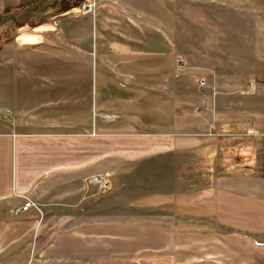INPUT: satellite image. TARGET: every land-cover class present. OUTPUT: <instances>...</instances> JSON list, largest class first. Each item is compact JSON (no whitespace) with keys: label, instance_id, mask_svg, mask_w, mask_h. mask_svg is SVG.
<instances>
[{"label":"crops","instance_id":"0c3cea01","mask_svg":"<svg viewBox=\"0 0 264 264\" xmlns=\"http://www.w3.org/2000/svg\"><path fill=\"white\" fill-rule=\"evenodd\" d=\"M4 1L0 264H264V0L198 2L191 33L156 0Z\"/></svg>","mask_w":264,"mask_h":264},{"label":"rangeland","instance_id":"374dc122","mask_svg":"<svg viewBox=\"0 0 264 264\" xmlns=\"http://www.w3.org/2000/svg\"><path fill=\"white\" fill-rule=\"evenodd\" d=\"M203 0H189V5H185L184 3L180 2L179 0L177 2H174V0H156L157 3V10H159L160 12V8L162 7L164 12H165V5H168L169 7H172V13L170 14V20H172V22H175L176 26L180 27L178 29L179 32H181L182 30H187L189 31V33H191V30L195 29L198 27V20H200V13H201V8H198V2H202ZM38 2V3H37ZM47 1L45 0H34L30 3H27L26 5H23V7H26L24 10H33L36 8V6L38 7H42L43 5L45 6L46 10L49 9L50 12H52V8L49 5H46ZM205 2H202V4H204ZM6 1L2 2V0H0V11L1 9L4 7V5H6ZM159 6V9H158ZM214 8L211 9V14H209L212 18L213 13L215 12L216 9H218V5H214ZM74 10H76V15H78V9L73 8ZM199 10V12L196 11ZM210 13V12H209ZM250 23H253V21L251 20ZM7 34V33H6ZM213 34V33H212ZM193 35H196V31L193 32ZM214 35V34H213ZM2 36V35H1ZM5 36V34H4ZM202 42H205L204 39L201 40ZM211 42V41H209ZM178 43H181V41H179ZM198 79V78H197ZM200 79V78H199ZM199 79H198V84H199ZM253 147V150L256 151V155L259 158H262V153H263V143L262 146L260 148L257 149V147H259V144L254 143V144H250ZM254 145V146H253ZM218 153H216L217 155ZM255 156V154H254ZM226 159V160H225ZM244 162V161H241ZM207 164H209L210 162H206ZM220 163L222 166H228L230 165L229 163V159L224 158V154L220 155ZM262 163V160H261ZM226 169L228 168H222V171H226ZM261 171H262V165H261ZM223 179H227L230 180V177L227 175H223L222 176ZM26 198H23V200H25ZM42 210V208H40V211ZM116 209L111 208V216H112V212L115 211ZM43 212L39 213L42 214ZM133 214V213H131ZM48 215L49 219H47L46 223H48V225L52 226L53 229L55 230V227L57 229L61 228L59 224L63 223L66 221L65 225H68L69 223L67 221H69L68 218V210L64 213L61 214H56L54 215L53 210H51V212L46 213L44 215V217ZM126 215H128L126 213ZM67 219V220H66ZM218 226V225H217ZM217 229L221 230V231H229L230 228L229 226L226 225H222V226H218Z\"/></svg>","mask_w":264,"mask_h":264},{"label":"built area","instance_id":"2783aa9c","mask_svg":"<svg viewBox=\"0 0 264 264\" xmlns=\"http://www.w3.org/2000/svg\"><path fill=\"white\" fill-rule=\"evenodd\" d=\"M97 4H98V0H80L78 4V8L82 14L93 13L95 12ZM205 84H206L205 78L200 77L199 85L204 86ZM254 90H255V82L251 80L247 85L246 91L248 93H252L254 92ZM84 181L87 185L89 184L96 185L99 190L106 189L110 184L107 175H105L103 172H97L87 175L84 177ZM32 207H34L36 210H38L41 213L39 204L31 198H26L21 203L12 206L9 209V211L12 214H20L29 210Z\"/></svg>","mask_w":264,"mask_h":264},{"label":"trees","instance_id":"16d2710c","mask_svg":"<svg viewBox=\"0 0 264 264\" xmlns=\"http://www.w3.org/2000/svg\"><path fill=\"white\" fill-rule=\"evenodd\" d=\"M80 0H60L61 10L73 8L79 4ZM262 174L264 176V136H263V153H262Z\"/></svg>","mask_w":264,"mask_h":264}]
</instances>
